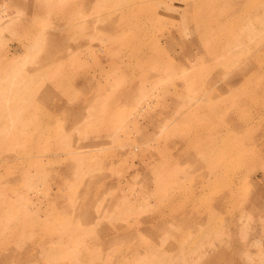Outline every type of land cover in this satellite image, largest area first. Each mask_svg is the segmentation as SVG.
I'll return each instance as SVG.
<instances>
[{"label":"rangeland","instance_id":"obj_1","mask_svg":"<svg viewBox=\"0 0 264 264\" xmlns=\"http://www.w3.org/2000/svg\"><path fill=\"white\" fill-rule=\"evenodd\" d=\"M196 1L0 0V264H264V0Z\"/></svg>","mask_w":264,"mask_h":264},{"label":"bare ground","instance_id":"obj_2","mask_svg":"<svg viewBox=\"0 0 264 264\" xmlns=\"http://www.w3.org/2000/svg\"><path fill=\"white\" fill-rule=\"evenodd\" d=\"M197 1H198V0H197ZM197 1H196V2H197ZM220 9H223V7H222V8H220ZM139 12H140V11H139ZM123 17H124V16H123ZM18 84H19V83H18ZM16 87H17V86H16ZM21 89H22V88H21ZM125 95H126V96H125ZM125 95H124L125 97H128V96H129V94H128V93H127V94H125ZM127 95H128V96H127ZM136 107H137V106H136ZM139 109H140V110H143V106L141 105ZM139 109H138V110H139ZM140 110H139V111H140ZM227 116L229 117V116H230V114H227ZM198 144H199V143H198Z\"/></svg>","mask_w":264,"mask_h":264}]
</instances>
